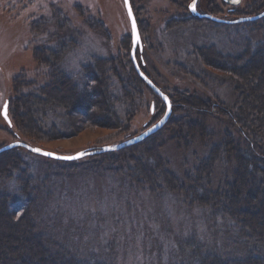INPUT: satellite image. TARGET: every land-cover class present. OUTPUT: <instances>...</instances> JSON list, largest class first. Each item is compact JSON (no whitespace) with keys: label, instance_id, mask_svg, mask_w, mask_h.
Wrapping results in <instances>:
<instances>
[{"label":"rangeland","instance_id":"374dc122","mask_svg":"<svg viewBox=\"0 0 264 264\" xmlns=\"http://www.w3.org/2000/svg\"><path fill=\"white\" fill-rule=\"evenodd\" d=\"M191 1L131 0L142 41L135 56L174 103V111L172 121L153 141L104 156L97 154L102 145L139 134L162 117L166 104L147 81L137 84L134 79L132 26L125 0H0V147L17 143L11 148L20 154L18 168L10 177L0 173V182L4 178L1 183L20 195L19 167H26L41 199L39 227L59 241L70 238L81 255L86 251L110 255L116 264H178L192 253L189 248L179 253V237L197 231L202 240L212 238L204 231L211 207H190L176 192L165 189L160 196L148 184L142 187V176L133 180L139 161L156 164L161 158L163 168L183 180L213 144L232 138L245 144L238 126L224 112L232 111L239 97L237 76L229 65L264 39V16L239 24L227 20L262 12L264 0H197L196 10L203 16L191 11ZM193 14L200 18L190 19ZM96 58L109 69L116 98L110 122L85 121L80 109L74 108L72 114L62 100L43 104L33 97L53 81L54 64L83 86L88 81L86 66L98 65ZM194 102L198 108H192ZM5 103L9 120L2 113ZM14 105L22 111L19 120L24 127L13 121ZM33 109L39 121L33 119ZM104 109L98 104L92 111L99 115ZM192 120L199 126L191 127ZM24 144L84 154L73 160L55 159ZM237 167L236 155L221 153L209 187L218 189L233 181ZM231 224L218 217L216 226L226 229ZM222 247L219 244L220 250H229Z\"/></svg>","mask_w":264,"mask_h":264},{"label":"trees","instance_id":"16d2710c","mask_svg":"<svg viewBox=\"0 0 264 264\" xmlns=\"http://www.w3.org/2000/svg\"><path fill=\"white\" fill-rule=\"evenodd\" d=\"M196 16L193 14L190 19L200 18ZM96 62L98 65L91 63L86 66L88 81L83 86L72 82L71 77L66 78L64 70L54 64V71L51 72L54 82L43 85L40 95L33 94V97L37 96L36 99L43 104L52 101L53 98L62 100L65 107L71 108L70 113L73 114L74 108L80 109L87 118L85 121L94 118L98 122H110L111 115L115 116L113 105L116 98L111 91L105 62L98 58ZM230 63L229 69L237 76L233 77L238 80L239 97L233 110L225 109L224 112L238 126L240 134L245 139L244 146H240V142L237 143L233 138L213 144L207 157L188 172L183 180L172 171L163 168L161 158H158L156 164H151L147 160L139 161V165L134 169L136 174H132L133 180L136 181H140L139 176H142L140 184L142 187L148 184L154 194L158 193L161 196L166 189L178 193L183 202L190 207H197L196 205L211 207V214L204 223L207 225L204 231L212 238L202 240L197 236V231H194L192 236L179 237L176 241L179 253L187 251L188 248L192 253L187 262L182 259L178 264H264V39L247 49L242 57H236ZM133 69L137 71L135 65ZM134 79L137 84L146 82L138 71ZM98 104L106 108L99 115L92 111ZM196 104L198 105L196 102L191 103L192 108L197 107ZM202 104L208 106L205 101ZM214 106L217 107L216 104ZM172 108L174 111V103ZM35 110L33 109L36 113L33 119L39 121ZM165 110L166 104L163 105L162 115ZM21 112L15 106L13 110L15 124H21L19 120ZM198 114L201 116L203 113ZM169 121L172 119L169 118L166 123ZM51 123L53 125V121ZM195 123L197 122L189 121L191 127L199 126V124L195 126ZM200 126L199 129L205 134L204 125ZM160 132L161 130H158L140 142L123 148L97 154L105 156L132 149L138 144L141 145V142L153 141ZM13 148L0 153L2 176L9 174L7 176L10 177L12 169L18 168L20 154ZM228 152L237 158L238 167L234 179L218 189H212L209 186L213 166L221 153ZM19 169L20 195L1 183L5 182L4 178L0 182V264H116V259L110 255L106 257L91 251L81 255L70 238L59 241L46 229H41L36 221L41 208L40 196L36 193V187L30 184L26 167ZM158 170L159 175L156 174ZM218 217L223 223L230 220L231 226L226 229L221 228L222 226L217 227ZM221 243L222 249L227 246L229 250H220ZM192 246L194 248H191Z\"/></svg>","mask_w":264,"mask_h":264},{"label":"water","instance_id":"95a60500","mask_svg":"<svg viewBox=\"0 0 264 264\" xmlns=\"http://www.w3.org/2000/svg\"><path fill=\"white\" fill-rule=\"evenodd\" d=\"M225 1L230 2V3H236V2H238V1H233V0H225ZM192 2H193V0L191 1V3ZM128 5L131 6V15L129 14ZM125 6H126V9H127V13H128L129 19H130L131 26H132L133 50L131 52V55H132V59H133L134 65H135L138 73L147 81V83L159 95H161L164 98L165 103H166V110H165L164 114L162 115V117L158 121H156L154 124L150 125L148 128H146L145 130H143L139 134H137L135 136H132V137H129L127 139L121 140V141H119V142H117L115 144H112V145H110V144L102 145L98 149V152H103V151H107V150H116V149L123 148V147L128 146V145H131V144L140 142L141 140H143L147 136L155 133L160 128H162L166 124V122L168 121V119L170 118V116L172 114V111H173L171 100L168 97H166L161 92V90L159 88H157L155 86V84L152 82V80L141 69V67H140V65H139V63L137 61V58L135 56V47L137 45H139L140 47L142 46L141 34H140V30H139L137 18H136V15H135V12H134V9H133L131 0H128V3L127 4L125 3ZM195 12L198 15H200V16H203L204 15V14H202L200 12H197V10ZM262 15H264V10L262 12L256 14V15L239 17V18L234 19V20H230V21L227 20V22H239V21H244V20H253V19H256V18L261 17ZM133 17L135 18V31L133 30V23H132V18ZM210 17L213 18V19H215V20H218V21H225L223 19L216 18V17H213V16H210ZM136 33L139 34V44H137L135 42V35H136ZM5 104L7 105V103H5ZM5 104H4V106H5ZM4 106H3V109H2L3 115H4ZM7 119L9 120L8 114H7ZM16 144L17 143H10V144L3 145V146L0 147V152L3 151V150H5V149L11 148V147L15 146ZM24 146L27 147V148H29L32 151H34V149H39L40 150V151H34L35 153H38V154H41V155H44V156H47V157L55 158V159H62V160H73V159H75L77 157H80V156H82L84 154L81 151L76 152V153H72V154H65V153L56 152L54 150H48V149H45V148H43L41 146H31V145H28V144H24ZM44 153H53L54 155L49 156V155H45ZM89 153H93V151H91ZM64 157H71V159H65Z\"/></svg>","mask_w":264,"mask_h":264},{"label":"snow or ice","instance_id":"6c2138e0","mask_svg":"<svg viewBox=\"0 0 264 264\" xmlns=\"http://www.w3.org/2000/svg\"><path fill=\"white\" fill-rule=\"evenodd\" d=\"M125 3L127 4L128 3V0H125ZM189 7L191 8L192 11H196L197 9V5H196V0H193V2L189 5ZM128 10H129V14L131 15V6L128 5ZM132 23H133V30L135 31V18L133 17L132 18ZM135 42L137 44H139V34L136 33L135 35ZM4 116L5 118L7 119V105L5 104L4 106ZM34 151H40L39 149H34ZM45 155H54L53 153H44ZM65 159H71V157H64Z\"/></svg>","mask_w":264,"mask_h":264}]
</instances>
